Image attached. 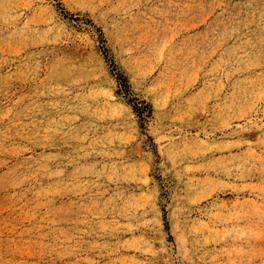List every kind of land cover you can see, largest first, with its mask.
I'll use <instances>...</instances> for the list:
<instances>
[{"label": "rangeland", "instance_id": "374dc122", "mask_svg": "<svg viewBox=\"0 0 264 264\" xmlns=\"http://www.w3.org/2000/svg\"><path fill=\"white\" fill-rule=\"evenodd\" d=\"M0 264H264V0H0Z\"/></svg>", "mask_w": 264, "mask_h": 264}]
</instances>
